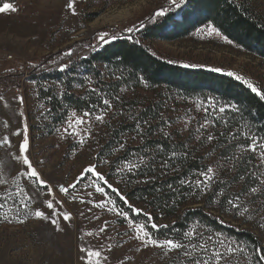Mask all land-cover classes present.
Returning a JSON list of instances; mask_svg holds the SVG:
<instances>
[{
  "label": "rangeland",
  "instance_id": "374dc122",
  "mask_svg": "<svg viewBox=\"0 0 264 264\" xmlns=\"http://www.w3.org/2000/svg\"><path fill=\"white\" fill-rule=\"evenodd\" d=\"M5 2L12 3L17 10L0 13V178L6 181L0 184V204H4L0 213L9 215V220L0 219V264H87L81 259L85 255L81 248L99 250L102 264H191V260L183 256L182 250L166 255L161 248L151 245L145 247L135 238V224L143 223L133 220L119 206L118 199L123 196L121 200L132 209H140L139 213L147 209L143 202L128 197L133 182L141 180L136 178L134 169L139 165L133 162L136 157L132 150L133 146L141 142V137L134 133L124 134L122 144L115 149L114 154L106 157L100 151L109 139L110 132L103 122L95 119L96 116L86 117V123L75 128L80 135L72 134L73 129L65 132L71 113L75 112L78 116L85 113L74 110L57 134L52 135L46 122V105L39 98L36 82L31 79L33 63L45 62L44 67H55L62 63L63 57L71 55L69 52L82 53L86 47L92 50L102 46L104 43L99 40L101 33L108 34L106 39L109 42L113 41L112 36L125 34L137 39L166 61L182 66L195 65L189 68L220 69L215 72L224 74L233 72L264 92V60L248 53L228 38L225 40L226 36L218 29L220 36L209 35L207 26L212 24L203 25L178 40L142 38L137 31L144 21L160 18L155 14L163 9L170 11L177 8L171 0H75V15L67 7L68 0H0V6ZM250 2L264 15V0ZM180 14V11L176 12L177 17ZM118 27L120 29L115 31ZM128 28L133 31L128 32ZM72 45H75L73 50L65 52L66 47ZM59 51L62 54L49 58ZM47 58L49 60L45 61ZM138 93L135 100L131 92L127 93V99L121 101L123 111L127 113L134 107L135 101L155 98L152 91L140 90ZM176 101L167 105L165 116L168 117L169 132L173 131L180 138H191V144H197L198 151L209 162L208 167H211L210 163L218 160V156L203 143L205 131L209 128V124L201 118L204 110L195 101ZM25 125L29 140L26 155L40 177L47 182L46 185L26 177V166L17 159L21 155L19 145L23 142ZM5 140L7 143H4ZM89 165H94L104 180L87 173L81 178L83 170ZM211 168L213 173L209 175L214 178L215 166ZM203 177L207 180L206 176ZM230 182L228 179L227 183ZM73 184L75 187H69ZM60 186L68 188V192H61ZM96 186L103 188V193L97 192ZM19 188L25 192L17 195ZM229 195V201L243 206L236 193L230 192ZM21 200L29 207L22 208ZM49 200L53 201L54 209L47 208L46 202ZM206 200L207 196L203 198V201ZM99 204L104 207H98ZM225 205L213 202L209 207L212 210L216 207L226 209L221 212L227 211L225 219L234 225L243 228L252 226L264 243V220H253L242 208L237 210L228 202ZM113 208L115 210H109ZM37 209L57 220L60 230L51 220L36 218L32 213ZM262 209L260 213L264 212V207ZM53 211L56 215H53ZM121 211L127 213V218L118 214ZM213 211L218 213V208ZM63 212L70 213L71 219L65 221L60 215ZM16 216L24 222L19 223ZM129 220L134 222L131 227ZM161 223H165V220H160ZM193 229L196 231L195 227L189 230ZM89 232L91 236L87 235ZM209 236L213 237V241L220 239L225 245L231 244L243 250L231 257L228 264H252L246 246L223 235L200 237L196 234L192 238L183 237L179 240L185 244L191 242L199 245L207 241ZM156 239L162 241L166 238ZM212 243H208V253L197 247L194 250L195 257L209 259ZM216 246L224 251L220 245ZM189 250L192 251L191 248ZM210 264L215 262L210 261Z\"/></svg>",
  "mask_w": 264,
  "mask_h": 264
},
{
  "label": "trees",
  "instance_id": "16d2710c",
  "mask_svg": "<svg viewBox=\"0 0 264 264\" xmlns=\"http://www.w3.org/2000/svg\"><path fill=\"white\" fill-rule=\"evenodd\" d=\"M206 24L264 60V15L250 0H184L160 18L144 21L137 32L144 39L173 41ZM115 36V40L98 48L72 52L55 67L34 61L31 79L46 105L50 133L56 135L74 110L104 116L103 125L110 133L100 154L106 157L122 144L124 134L141 137V142L132 147L136 157L133 162L139 165L134 169L136 178L141 180L133 182L128 197L143 202L147 209L136 213L121 199L119 206L133 220L147 224L155 238L179 240L195 227L200 237L219 233L245 245L251 263L264 264L256 253V249L264 250L257 231L227 221V211L221 212L226 209L216 207V213L209 207L213 202L226 206L233 192L242 200L240 209L248 208L245 214L253 220H264V212L260 213L264 207V164L258 154L241 147L250 142L246 135L264 137V100L233 76L166 61L131 35ZM75 45L66 47L65 52ZM57 54L62 51L49 58ZM140 90L154 92L155 98L135 101L127 113L123 111L121 101L127 99V93L131 92L135 100ZM104 99L110 101V108L103 104ZM177 99L195 101L202 107L201 118L209 124L203 143L218 156L210 163L215 166L216 176L199 187L195 181H205L200 173L207 171L209 162L197 144H191V138L177 137L168 129L167 105ZM225 105L229 106L226 111L219 112ZM252 188L257 189L255 194ZM206 196L208 201H203ZM160 220L165 223L160 224ZM152 223L160 227L152 229Z\"/></svg>",
  "mask_w": 264,
  "mask_h": 264
},
{
  "label": "snow or ice",
  "instance_id": "6c2138e0",
  "mask_svg": "<svg viewBox=\"0 0 264 264\" xmlns=\"http://www.w3.org/2000/svg\"><path fill=\"white\" fill-rule=\"evenodd\" d=\"M172 4H174L176 7H180V5L184 2V0H171ZM67 7L68 9H70L72 11V13L75 15L76 14V8H75V0H68L67 3ZM17 9L13 6L12 3H8L5 2L3 3L2 6H0V13H4L7 11H16ZM167 11V9H163L161 11L156 12V16H162L164 15V13ZM128 32H132L133 29L132 28H128L127 29ZM207 31L209 35L215 34L217 36H220L221 33L213 26V25H208L207 26ZM107 33H101L99 34V40L102 41L104 44L109 43V40L106 39L107 37ZM117 37L116 36H112L111 39L115 40ZM225 40H227V37H224ZM229 43H231V41H228ZM69 55L71 54L70 52L68 53ZM185 67H195V65H184ZM63 70V68L61 69ZM213 71H221L220 69H213ZM227 75L229 76H233L235 79L242 81L244 84L247 85V87L249 89L252 90V92H254L258 97H260V99L264 100V92H262L260 89H258L256 86H254L249 80L245 79L242 76H239L233 72H228ZM22 101V98H21ZM103 104L106 105L108 108L111 107L110 101L107 99H104ZM229 107L228 105L222 106L219 108V112L223 113L226 111V108ZM230 107H235L234 105L230 106ZM21 115H23V113H21ZM91 112H85L83 114V116H78L77 113L73 112L71 113V116L68 119V128L65 129V132H67L69 129H73L74 131L72 132V134L74 135H80L79 132L75 131V128L77 126H82L86 123L85 118L90 116ZM95 119L97 121H103L104 116L101 115H96ZM27 126L25 125V134L23 137V142L19 145V153L21 155H19L17 157L18 160H20V162L26 166L25 169V175L26 177H30V178H34L35 181L40 184V185H46L47 182L44 181L41 177L39 172L36 170V168L33 167L29 157L26 155L28 148H29V140H28V136H27ZM19 134V133H17ZM208 139L211 140L213 139L212 136H208ZM246 139L250 140L249 143H247L246 145H241L242 148H244L246 151L252 152V153H256L258 154V158L261 161L262 164H264V137H255V136H250V135H246ZM83 142V141H82ZM4 143H7V140L4 141ZM127 167L131 168L134 167V165H126ZM92 174L94 175L97 179L100 180H104V176L96 171V168L94 165H89L86 169L83 170L82 174H81V178L84 176V174ZM213 173V168L209 167L207 169L206 172H202L200 173V175L202 176H206L207 180L205 181H201V180H196V186L199 187L201 184H207L208 181H210L212 179V176L209 175ZM80 178H78L79 180ZM107 182V181H105ZM6 181L2 178H0V184H5ZM181 183H184V181H181ZM110 188L112 187L110 184L108 185ZM69 187H75V185H69ZM60 191L63 193H67L68 192V188L64 187V186H60ZM96 191L97 192H101L103 193V188L96 186ZM113 191H117L116 189H113ZM25 190L23 188H19L17 191V195H20L22 193H24ZM49 192H51V189H49ZM251 192L253 194H255L257 192L256 188H252ZM27 199H31V197H27ZM121 199H124L123 196H121ZM237 199H239L237 197ZM110 203H113L112 201H109ZM229 204H231L234 208H236L237 210H239L240 205L234 203L233 201H228ZM20 205L22 208H28V204L24 201L21 200L20 201ZM46 206L48 209H54V203L52 200H49L46 202ZM98 207H104L103 204H99L97 205ZM131 208V206H129ZM4 208V204H0V209ZM110 211L115 210L113 209H109ZM133 211L136 212H140V209H132ZM11 211V209H9V212ZM244 212H248V209L245 208L243 210ZM36 218H40V219H45V220H51V223L56 225L57 230H60V226L57 220L55 219H51V216H48L45 214V212L40 211L39 209L35 210L34 213H32ZM120 215H123L127 218V213H124L123 211H121L120 213H118ZM53 215H56L55 211H53ZM60 215H62L63 219L65 221H68L71 219V214L67 213V212H63L60 213ZM148 215V214H146ZM0 219L3 220H9V215L8 213H0ZM16 219L18 220L19 223H23L24 220L19 219V216H16ZM149 221H151V216H148ZM10 222V221H9ZM133 220H129V225L130 227L133 226ZM160 226L152 223L151 224V228L152 229H158ZM165 227H167L165 225ZM103 230V229H102ZM135 231H136V236L135 238L140 240L142 242V244L147 247L149 245L157 247V248H161L165 251V254L167 255L168 253L171 252H180L181 250L183 251V256L189 260H191V264H210V261H214L215 264H228L229 260L231 257H234L238 251H243L242 249H239L237 247L232 246L231 244L229 245H225V242L223 240L220 239H216L215 241H213V237L209 236L208 240L205 241L204 243H201L199 245L196 244H191V242H189V244H185L180 240H176V239H164V240H158L156 238L153 237L152 233L148 230V226L147 224H135ZM87 235L91 236L92 233L89 232L87 233ZM196 235L195 229L193 230H189L185 233H183V236L185 238H192L193 236ZM219 233H217V237H219ZM209 241H212V249H211V255L209 257V259H204L203 257L197 259L194 255V250L199 247V249L204 252V253H208L209 252V246L208 243ZM216 245H220L221 247L224 248V251L222 252L220 250L219 247H217ZM189 248L192 249V251L189 250ZM81 252L85 253L84 256L81 257V259L85 260L87 262V264H102L101 261V256L102 253L99 250L96 249H92V248H81ZM262 252H264V250L262 249H256V253L259 256V261L264 262V254H261ZM105 260L107 259L106 257L104 258Z\"/></svg>",
  "mask_w": 264,
  "mask_h": 264
},
{
  "label": "built area",
  "instance_id": "2783aa9c",
  "mask_svg": "<svg viewBox=\"0 0 264 264\" xmlns=\"http://www.w3.org/2000/svg\"><path fill=\"white\" fill-rule=\"evenodd\" d=\"M120 28L118 27L117 29H115V31H118Z\"/></svg>",
  "mask_w": 264,
  "mask_h": 264
},
{
  "label": "bare ground",
  "instance_id": "6f19581e",
  "mask_svg": "<svg viewBox=\"0 0 264 264\" xmlns=\"http://www.w3.org/2000/svg\"><path fill=\"white\" fill-rule=\"evenodd\" d=\"M117 27V26H116Z\"/></svg>",
  "mask_w": 264,
  "mask_h": 264
}]
</instances>
